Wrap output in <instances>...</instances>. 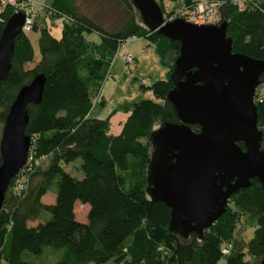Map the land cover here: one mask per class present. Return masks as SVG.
Returning a JSON list of instances; mask_svg holds the SVG:
<instances>
[{
	"label": "trees",
	"instance_id": "trees-1",
	"mask_svg": "<svg viewBox=\"0 0 264 264\" xmlns=\"http://www.w3.org/2000/svg\"><path fill=\"white\" fill-rule=\"evenodd\" d=\"M211 1L218 5L221 23L228 22L234 50L264 59V0ZM114 2L116 7L108 10ZM14 12L16 7L0 0V37ZM48 13L66 19L62 37L42 27L41 59L27 67L36 60L35 47L29 33L22 32L9 74L0 79L4 122L20 88L38 73L46 75L42 100L28 106L31 165L11 179L0 208V257L7 264H102L111 259L115 264H257L264 256V186L258 177L233 194L235 208L229 204L202 236L195 230L188 236L171 230V207L146 190L151 131L158 119L179 120L168 98L174 82L172 58L166 55L171 50L173 57L178 54L181 43L150 31L131 0H53ZM91 33L101 41L88 39ZM131 36L158 44L171 69L168 78L142 84L155 98L128 104L122 130L113 133L110 117L92 110L120 46ZM261 79L264 83V71ZM255 100L264 130V94ZM78 158L83 177L66 169ZM53 185L56 200L46 201ZM77 201L90 205L87 220L77 217ZM242 214L256 225L248 241L236 237ZM233 241V249L224 253ZM247 252L255 260L246 258Z\"/></svg>",
	"mask_w": 264,
	"mask_h": 264
},
{
	"label": "water",
	"instance_id": "water-1",
	"mask_svg": "<svg viewBox=\"0 0 264 264\" xmlns=\"http://www.w3.org/2000/svg\"><path fill=\"white\" fill-rule=\"evenodd\" d=\"M146 27L181 43L172 57L168 92L178 121L163 120L150 134L148 194L171 207L170 229L202 236L222 213L231 194L258 177L264 186V130L255 100L264 59L234 50L228 22L198 24L167 19L157 0H131ZM26 14L14 12L0 37V79L12 67L16 38ZM46 75L24 84L10 105L0 141V208L11 179L28 160L32 135L28 106L42 100ZM199 123L201 129L193 128ZM244 142L245 148L240 144ZM257 264H264V256Z\"/></svg>",
	"mask_w": 264,
	"mask_h": 264
},
{
	"label": "rangeland",
	"instance_id": "rangeland-1",
	"mask_svg": "<svg viewBox=\"0 0 264 264\" xmlns=\"http://www.w3.org/2000/svg\"><path fill=\"white\" fill-rule=\"evenodd\" d=\"M28 1L35 8V10L37 12V22H38V26H39L38 31L33 29L29 32L31 41L35 47V59L36 60H35V62L28 63L27 67H32L35 65L36 61H39L41 59V56H42L41 50H40V45H39L41 28L42 27H48L54 33H59V32H61L60 28H61V26H63V24H64L63 20L65 18H64V16L58 15V14L57 15H54V14L49 15L48 6L52 4L53 0H28ZM108 1L111 2V0H108ZM157 1L162 6L164 13H165V17L167 19L176 18L174 16L178 15V14L180 15L181 13H184V14L188 13V10H186L187 0H157ZM107 3H109V2H107ZM115 7H116V2L112 3V5L108 4L106 6V8L108 10H113ZM87 37L90 40L97 41V43L100 42V40H101V36L98 33L87 34ZM142 39H146V37L125 40L124 46L121 47L119 49V53H117V56H116V59L114 61V65L112 68V74L110 75L109 80L113 79L116 76L114 73H118V75H119V73H120L119 63L121 62L122 59H125L124 65H125V69L128 70L127 74H129V75L131 74L134 77V80H136L137 82L139 81L140 76L145 75V71L152 69L151 65L148 66L146 64L148 60H144L141 63L139 62L138 67H136L135 65H132V64L130 65L128 62H126V60H127L125 58L126 52H131L132 54H134L136 56L145 47V45L143 46V44L145 42ZM173 54H174V51H172V50L169 51L166 55L167 59L170 60L173 57ZM135 61H136V57H135ZM157 69L160 70V68H157ZM138 75H140V76H138ZM136 85L139 86L137 83H136ZM131 91H132V89H131ZM263 94H264V83L261 82L257 86L255 99L257 97H261ZM0 111H1V107H0ZM160 123H161V120L158 119V121L155 124V127L158 126ZM3 127H4V122L1 121V119H0V141H1V137H2ZM29 153H31V151H29ZM81 162H82L81 159L78 158L75 161H73L74 165H70V166L67 165L66 169L78 177H83L84 173H83V170L81 169ZM56 197H57V191H56L55 185H53L51 187V189L47 192V195L45 196V200L55 202ZM232 200H234V198H232ZM232 202L233 201H231L230 204H232ZM231 206L233 208H235V204L234 205L232 204ZM76 213L78 216H80L82 218L86 217L87 205L85 206L81 203L76 204ZM255 228H256V225L252 224V221L249 218V216H247L246 214H242L240 217V221H239L237 230H236V237L237 238H244V239H246V241H248L254 235ZM228 243L227 244L230 245V248L233 249L234 241H233V243H231V242H228ZM245 250L247 251V248ZM39 257L41 259H44V260L47 259V257H45V255H43V254L39 255ZM246 258H248V259L251 258L252 260H255V257H251V255L248 252L246 254ZM224 261H225V259L223 258L221 260V262H224ZM0 264H7L6 259L0 257ZM102 264H115V262L113 259H111V260H109L105 263H102Z\"/></svg>",
	"mask_w": 264,
	"mask_h": 264
},
{
	"label": "crops",
	"instance_id": "crops-1",
	"mask_svg": "<svg viewBox=\"0 0 264 264\" xmlns=\"http://www.w3.org/2000/svg\"><path fill=\"white\" fill-rule=\"evenodd\" d=\"M63 21L65 23L66 19H64ZM63 27H64V24L63 26H61L60 28L61 32L59 33H54L51 29L49 28L48 29L53 36L57 38H61ZM147 39L148 38L142 39L145 42L143 44V46L145 45V47L142 49V51H140L136 56L133 54L136 57V62L135 64H132V65H135L136 67H138L139 62L141 63L144 60H148L146 64L148 66L151 65L152 69L145 71L144 76L138 75L140 76V79L137 82L136 80H134V77L131 74L130 75L127 74L128 70L125 69V65H124L125 59H122L121 62L119 63V68H120L119 75L118 73H114L116 75L114 77L115 79L113 78L109 80V77H110L109 76L105 80L102 86L101 92L98 98L95 100L92 113L96 114L99 117H104V118L109 116L110 126H111L110 130L113 133H119L122 130L123 125L130 114V111H126L125 109V107L128 104L135 102V101H139L143 98H155L152 90L143 89L142 84L149 86L153 83V81L157 79H166L169 76L171 67L169 64H167L166 62L162 60L158 44H154L149 39L148 40ZM123 46L124 44L120 46V48ZM118 53H119V50H118ZM126 62L128 61L126 60ZM129 64L131 65V63ZM157 68H160L161 71ZM136 83L139 86H137ZM78 203H81L85 206L87 205V213H86V217L84 218L78 215L77 217L81 220H87V215L90 209V205L87 203H83L81 201L76 202V204Z\"/></svg>",
	"mask_w": 264,
	"mask_h": 264
},
{
	"label": "built area",
	"instance_id": "built-area-1",
	"mask_svg": "<svg viewBox=\"0 0 264 264\" xmlns=\"http://www.w3.org/2000/svg\"><path fill=\"white\" fill-rule=\"evenodd\" d=\"M244 3L248 0H241ZM3 3H10L14 7H16L17 11H24L26 14L25 23L23 26V32L29 33L34 29L35 21H36V10L27 0H1ZM186 10H188L187 14L181 13L180 15H175L174 17H184L189 21H193L198 24H220L221 17L218 11V5L212 2L211 0H198L194 4H187ZM174 19V18H171ZM136 36H131L128 39H135ZM123 45V44H122ZM125 58L131 64H135V57L131 52H127L125 54ZM33 155L29 153L28 160L25 165H31ZM24 165V166H25ZM24 166L21 170L24 169ZM231 250L229 245H226L223 248L224 253H229Z\"/></svg>",
	"mask_w": 264,
	"mask_h": 264
},
{
	"label": "flooded vegetation",
	"instance_id": "flooded-vegetation-1",
	"mask_svg": "<svg viewBox=\"0 0 264 264\" xmlns=\"http://www.w3.org/2000/svg\"><path fill=\"white\" fill-rule=\"evenodd\" d=\"M161 122H162V121H161ZM195 124H198L199 126H198L197 128H194V125H195ZM159 125H160V124H159ZM192 126H193V128L196 129L197 131H199V130L201 129V125H200L199 123H193ZM242 142H243V141H242ZM244 148H245V146H244ZM253 178H254V177H253ZM238 192H239V191H238ZM235 193H237V192H234L233 194H235ZM233 194H231V196L229 197L228 205L231 203V201H233V200H232V198H233ZM228 205H227V206H228Z\"/></svg>",
	"mask_w": 264,
	"mask_h": 264
}]
</instances>
